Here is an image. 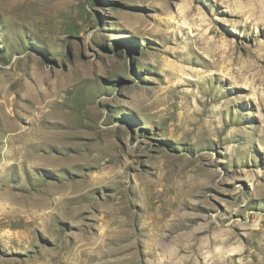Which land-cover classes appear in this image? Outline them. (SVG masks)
Returning a JSON list of instances; mask_svg holds the SVG:
<instances>
[{"label":"rangeland","instance_id":"374dc122","mask_svg":"<svg viewBox=\"0 0 264 264\" xmlns=\"http://www.w3.org/2000/svg\"><path fill=\"white\" fill-rule=\"evenodd\" d=\"M233 2L0 0V264H264V0Z\"/></svg>","mask_w":264,"mask_h":264},{"label":"bare ground","instance_id":"6f19581e","mask_svg":"<svg viewBox=\"0 0 264 264\" xmlns=\"http://www.w3.org/2000/svg\"><path fill=\"white\" fill-rule=\"evenodd\" d=\"M263 3V2H262ZM264 4V3H263ZM7 5V4H6ZM257 5V4H256ZM255 5V6H256ZM260 5V4H259ZM233 9L236 11V10H243L242 8L244 7V8H246V7H249V9H247V10H250V11H252L253 12V10H254V8L252 7L253 5H251V3H250V0H234V2H233ZM4 8H6V7H4ZM7 8H9V6H7ZM258 8H259V6H258ZM258 8H257V12L259 13V17H261V19L263 20L264 19V11H263V9L262 8H260L259 10H258ZM1 9V8H0ZM3 9V8H2ZM256 9V8H255ZM240 10V11H241ZM248 12V11H247ZM256 12V13H257ZM250 15H252V14H250ZM257 15V14H256ZM252 17V16H251ZM258 17V16H257ZM259 17H258V19H259ZM209 41V40H208ZM211 42L212 43H214L213 42V38H212V40H211ZM217 43V42H216ZM209 44V43H208ZM211 44V43H210ZM218 44H219V42H218ZM216 46V45H215ZM218 47V46H217ZM11 105V104H10ZM40 115V114H39ZM39 115H37L38 117H40ZM6 120V119H5ZM3 121V123H6V121ZM7 122H9V121H7ZM12 121H10L9 122V124L11 123ZM14 123V122H13ZM12 123V124H13ZM37 123V122H36ZM41 123V122H40ZM38 124V123H37ZM5 127V126H4ZM41 127V126H40ZM10 131H12L13 133L14 132H16L17 130H18V128L15 126V123H14V125H9L8 127H7ZM36 128H37V126H36ZM28 130V129H27ZM9 134V133H8ZM26 137V141H22L23 142V145H22V147L24 148V149H27L28 147H31V146H42V142H44L46 139V135L44 134V132L41 130V129H35V128H31V129H29V131H25V132H19V133H15V134H11V135H9V138H11L12 140L14 139V141L13 142H15V141H18L19 142V139H21V140H23V137ZM8 138V137H7ZM10 140V139H9ZM20 143V142H19ZM5 144H6V142H5ZM10 144H11V142H10ZM15 144V143H14ZM16 144H17V142H16ZM19 146V145H18ZM12 149V148H11ZM17 149H18V147H17ZM23 149V150H24ZM6 150V149H5ZM8 150V149H7ZM14 150V149H13ZM19 151H21V150H19ZM7 154H9V152L7 153ZM14 154V153H13ZM25 154V153H24ZM23 154V155H24ZM6 155V154H5ZM24 157V156H23ZM34 158H32V156H31V158H29V159H26L25 161H27L28 163H29V165L30 166H36V165H39V164H41V163H43V162H45V161H43V158H41L40 156H33ZM5 161V160H4ZM20 161V160H19ZM17 163V162H16ZM27 163V164H28ZM15 164V163H14ZM18 164V163H17ZM20 165V164H19ZM42 165V164H41ZM47 165V164H46ZM4 166H6V165H4ZM3 166V167H4ZM22 166V165H21ZM8 167V166H7ZM86 182H84L83 184H85ZM82 185V184H81ZM69 186V185H68ZM85 186H86V184H85ZM85 190V189H84ZM7 191L8 190H6V193H7ZM88 192V191H87ZM5 194V192L3 193V195ZM6 195V194H5ZM85 195V194H84ZM1 196V195H0ZM7 196V195H6ZM20 196V195H19ZM2 197V196H1ZM8 197V196H7ZM35 197V196H34ZM9 198V197H8ZM19 198V197H18ZM26 198V197H25ZM32 198V197H31ZM13 199V198H12ZM53 199V198H52ZM19 200V199H18ZM21 200V199H20ZM26 200V199H25ZM59 201V200H58ZM11 203L10 202V199H6V202L4 203V202H2V203H4V205L5 206H7V203ZM18 202V201H17ZM21 202V201H20ZM19 202V203H20ZM54 202H55V200H54ZM13 203V202H12ZM9 204V205H12V206H14L13 204ZM19 203H17L18 205H19ZM26 203H27V201H26ZM49 203V202H48ZM120 203V202H119ZM24 204V203H23ZM59 204V203H58ZM122 204V203H121ZM121 204H120V206H121ZM20 205H22V204H20ZM48 205V204H47ZM46 205V206H47ZM119 205V204H118ZM56 206H57V204H56ZM25 207V206H24ZM58 207V206H57ZM60 207V206H59ZM117 207V206H116ZM115 207V208H116ZM122 207V206H121ZM29 208V207H28ZM39 208V207H38ZM54 208V207H53ZM118 208V207H117ZM2 209V208H1ZM3 209H9L8 207H3ZM16 209V208H15ZM24 209V208H23ZM22 209V210H23ZM26 209V208H25ZM32 209V208H31ZM37 209V208H36ZM48 209V208H47ZM51 209V208H50ZM49 209V210H50ZM55 209V208H54ZM12 210H14V209H12ZM41 210H43V208L41 209ZM59 210V209H58ZM74 210V209H73ZM75 210H76V208H75ZM4 211V210H3ZM8 211V210H7ZM27 211H29V210H26V212ZM76 211H78V210H76ZM15 212H17V211H15ZM18 212H20V211H18ZM38 212V211H37ZM42 212V211H41ZM48 211H45V213H47ZM75 212V211H74ZM73 212V213H74ZM122 212H123V210H122ZM12 213V212H11ZM39 213V212H38ZM56 213H57V211H56ZM60 213V212H59ZM113 213H114V211H113ZM113 213H111V214H113ZM14 214V213H13ZM43 214V213H42ZM76 214V213H75ZM35 215H37L36 214V212H35ZM41 214H39V216H40ZM46 215H48V213L46 214ZM64 215V214H63ZM62 215V216H63ZM73 215V214H72ZM2 217H3V215H1ZM61 216V215H60ZM71 216V215H70ZM75 216V215H74ZM5 217V216H4ZM59 252V251H58Z\"/></svg>","mask_w":264,"mask_h":264}]
</instances>
